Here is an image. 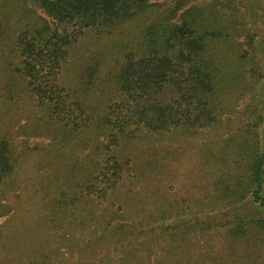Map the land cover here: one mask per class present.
Wrapping results in <instances>:
<instances>
[{
	"label": "trees",
	"instance_id": "16d2710c",
	"mask_svg": "<svg viewBox=\"0 0 264 264\" xmlns=\"http://www.w3.org/2000/svg\"><path fill=\"white\" fill-rule=\"evenodd\" d=\"M37 2L49 19L26 0H0V217L7 216L0 264H238L240 256L239 264H257L249 246L264 253V217H205L243 202L264 211V151L250 150L257 139L248 125L233 159L219 169L215 193L193 198L189 208L200 213L192 220L183 219L188 199H174L128 222L117 193L130 157L116 148L137 137L219 130L223 115L246 97L252 101L240 114H252L259 127L264 0L254 21L228 13L221 0ZM131 20L138 26L124 58L112 63L92 54L77 89L60 85L82 36L112 33ZM99 86L100 95H89ZM21 136L54 142L35 158ZM233 139L221 141L219 159ZM224 232L230 245L218 240L210 256L212 234Z\"/></svg>",
	"mask_w": 264,
	"mask_h": 264
},
{
	"label": "rangeland",
	"instance_id": "374dc122",
	"mask_svg": "<svg viewBox=\"0 0 264 264\" xmlns=\"http://www.w3.org/2000/svg\"><path fill=\"white\" fill-rule=\"evenodd\" d=\"M26 1L38 15L47 17L37 0ZM161 1L157 0V2ZM221 1L228 6L226 7L228 13L235 10L236 17L238 15L244 16L246 21H254L260 15L258 10L260 7L259 0ZM182 9L179 10L178 14H180ZM178 18L179 15L176 19L179 20ZM136 23L133 20L123 23L118 27L117 31L112 33L103 32L102 34H96L91 32L82 36L73 45L71 54L63 66L59 76L60 85L68 91L77 89L80 77L84 74L83 67L92 54L101 53L106 56L107 62L112 63L117 62L116 59L118 57L119 59L124 58L126 56V45L129 43L127 38L132 37L135 30L137 31L138 24ZM97 91L99 92L97 93ZM101 91L102 88L99 86L92 90L93 93H89V95H100ZM259 94L260 98L264 99V88L259 90ZM249 98L246 97L244 100L238 101L231 111L223 115V123L219 130L217 127L212 126L202 128L198 133L191 136L176 133L157 137L156 139L147 136L144 138L137 137L124 140L120 147L116 148V154L130 157V171L125 174L123 184L117 193L120 201L125 205L124 212H126L125 216L128 222H130L131 218L140 219L142 212L153 210L155 205L159 203L168 205L174 199H188L185 204L188 208H185L186 213H183L185 214L183 219H196L200 213L199 210L189 208L196 203L193 198L208 197L215 193L213 183L220 177L221 172L219 169L224 167L231 157L233 159L236 142L244 139L248 132L247 125L251 130L249 137L257 139V144L252 139L250 150L255 151V153L264 151V118L258 127L255 120H253L254 116L252 114H240V109L249 101ZM262 113L264 117V109ZM230 136L234 139L224 149L223 152L226 153V156L221 160L218 158L221 141ZM20 138L25 139L28 145L34 148L35 158L37 151H41L43 147H50L54 142L50 137L21 136ZM117 151L119 152L117 153ZM239 160H241V164L247 165V160H244L243 155ZM232 163L235 162L232 161ZM190 199H192V203ZM232 216L244 219L250 218V216L261 218L264 217V211L255 203L243 202L241 205L227 208L223 211L209 209L205 213V217L210 218L212 223L220 222V217L221 221H223L232 218ZM6 219L7 216L0 217V224L5 225ZM13 222L16 223V220ZM230 225L226 224L224 227H230ZM144 227H148L147 231L152 232L151 225L145 223ZM212 227L223 226L218 224ZM198 238L199 236L196 234L194 239ZM211 240L214 248L210 251V256L216 253V246L219 247L218 240L224 241V249L230 245L227 242L228 239L225 232L220 235L215 234V236L212 234ZM194 241L196 242L197 240ZM179 246L181 247V245ZM242 247V245L239 246L238 254L242 253ZM224 249H220L222 254ZM249 249L253 253V259L258 260L256 261L257 264H262L264 261L261 259V255L264 253L257 252L258 249L253 246H249ZM232 259L233 257H229L227 262ZM237 259L239 264L242 256L237 257Z\"/></svg>",
	"mask_w": 264,
	"mask_h": 264
}]
</instances>
